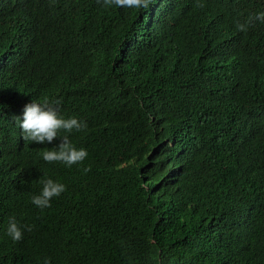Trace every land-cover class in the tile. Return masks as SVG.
Wrapping results in <instances>:
<instances>
[{
  "label": "trees",
  "instance_id": "16d2710c",
  "mask_svg": "<svg viewBox=\"0 0 264 264\" xmlns=\"http://www.w3.org/2000/svg\"><path fill=\"white\" fill-rule=\"evenodd\" d=\"M261 11L0 0V264H264V23L235 24ZM44 99L86 121L68 134L82 163L22 138ZM47 178L66 190L41 209Z\"/></svg>",
  "mask_w": 264,
  "mask_h": 264
},
{
  "label": "clouds",
  "instance_id": "9594fccd",
  "mask_svg": "<svg viewBox=\"0 0 264 264\" xmlns=\"http://www.w3.org/2000/svg\"><path fill=\"white\" fill-rule=\"evenodd\" d=\"M154 0H97L98 4L105 7L115 5L117 7L132 8V9H147ZM199 7H204L199 4ZM264 23V11L254 13L247 17L244 21L236 20V28L238 31L247 32L255 22ZM61 101L59 99L49 100L44 99L42 102L32 100L27 103L23 109V118L16 117L19 127L22 131V138L25 141L34 142L37 144L52 143L56 138H60L58 147H53L42 153L44 161L53 163L60 162L68 167L73 164L82 163L88 156L85 148H77L69 138L70 133L75 131H84L88 125L86 121L78 120L76 117L64 118L60 115ZM63 131L65 134L60 135ZM90 167H86L83 171H90ZM42 189L39 194L33 195L31 202L36 207L44 209L51 206L53 197L60 196L66 186L63 183L54 181L51 178L42 179L40 181ZM30 226L20 225L17 219L12 216L8 220L7 235L14 242H19L23 239V230ZM44 264H50L48 259H45Z\"/></svg>",
  "mask_w": 264,
  "mask_h": 264
}]
</instances>
